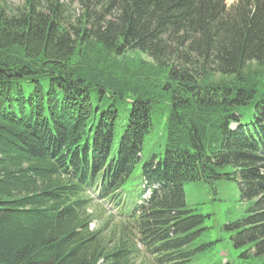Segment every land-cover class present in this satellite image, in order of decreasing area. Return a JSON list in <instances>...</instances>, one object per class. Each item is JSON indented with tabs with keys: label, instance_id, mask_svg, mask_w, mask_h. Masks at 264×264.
Returning <instances> with one entry per match:
<instances>
[{
	"label": "trees",
	"instance_id": "obj_1",
	"mask_svg": "<svg viewBox=\"0 0 264 264\" xmlns=\"http://www.w3.org/2000/svg\"><path fill=\"white\" fill-rule=\"evenodd\" d=\"M220 179L264 264V0H0V264H231L183 191Z\"/></svg>",
	"mask_w": 264,
	"mask_h": 264
},
{
	"label": "rangeland",
	"instance_id": "obj_2",
	"mask_svg": "<svg viewBox=\"0 0 264 264\" xmlns=\"http://www.w3.org/2000/svg\"><path fill=\"white\" fill-rule=\"evenodd\" d=\"M9 6H19L23 0H1ZM235 0H226L227 7ZM157 133L150 135L149 140L143 146V153L151 154L153 141ZM140 163L138 164V167ZM185 202L195 208L196 213L203 216L202 227L203 241L213 242V260L229 261L235 264V255L239 249L233 247L231 236L233 231L225 226L237 219L244 213L246 203L240 201L239 191L235 183L220 179L212 183L195 182L186 183L183 187ZM88 213L94 217L90 226L91 230H110L116 222L113 210L105 203L95 200L88 208ZM140 260L136 262L139 264Z\"/></svg>",
	"mask_w": 264,
	"mask_h": 264
}]
</instances>
